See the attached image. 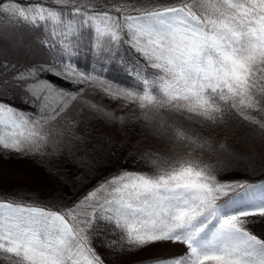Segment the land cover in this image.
Wrapping results in <instances>:
<instances>
[{"label":"snow or ice","instance_id":"6c2138e0","mask_svg":"<svg viewBox=\"0 0 264 264\" xmlns=\"http://www.w3.org/2000/svg\"><path fill=\"white\" fill-rule=\"evenodd\" d=\"M90 115L141 122L145 135L119 149L141 164L73 200L0 186V264H264V233L250 230L264 179L225 175L237 154L198 134L250 122L264 143V0H0V156L51 164L60 183L55 165L75 166ZM236 201L256 203L225 212Z\"/></svg>","mask_w":264,"mask_h":264},{"label":"trees","instance_id":"16d2710c","mask_svg":"<svg viewBox=\"0 0 264 264\" xmlns=\"http://www.w3.org/2000/svg\"><path fill=\"white\" fill-rule=\"evenodd\" d=\"M120 54L124 55L129 60H131L132 57L135 58V54H130L123 48L120 49ZM77 62L79 66L85 68H87L90 63L87 57H79ZM109 76L123 83L131 84L130 78L122 71H112L109 73ZM99 94L100 93H92L87 99L104 111L115 112L117 102L107 101L101 98ZM117 114L123 115V112ZM254 127L255 126L250 122H245L244 127H241L239 124H232L229 128L216 129L201 126L198 129V134L203 136L210 143L216 140L226 143L230 149L237 154L236 163L228 171H240L245 168V166L250 165L249 168H252L254 172L257 173L255 178L250 180L256 182L258 179H264V156L262 154H252L249 152L248 147L244 144V141H242L246 136L251 137V139L252 137H258L254 139L257 141L260 140L259 136L252 131ZM76 135L86 138L85 142L79 146L80 155L77 158L79 162L96 164L98 162L97 159L110 156L114 147L118 149L141 139L145 135V130L141 122L135 120H131L125 125H120L109 123L101 116L90 115L80 127L79 131L76 132ZM156 143L160 148L158 154L165 155L170 146L163 144L159 138H157ZM128 152L133 154V149L129 148ZM45 182H47L48 185H55L52 177L46 179ZM7 189L10 192H17L21 195L37 197V195L32 194L29 185L23 182L14 181ZM254 203H256V201H242L233 208L235 209L240 206L243 207ZM228 209H232V207L224 210L226 211ZM250 230L256 234L264 233V226L257 227L256 225H252Z\"/></svg>","mask_w":264,"mask_h":264},{"label":"rangeland","instance_id":"374dc122","mask_svg":"<svg viewBox=\"0 0 264 264\" xmlns=\"http://www.w3.org/2000/svg\"><path fill=\"white\" fill-rule=\"evenodd\" d=\"M99 95L101 98L110 101L103 93ZM4 98L19 106H24L19 92L15 94L10 92ZM119 149L120 148L117 149L118 151L116 153L112 152L108 157L97 159L98 162L96 164L81 163L78 159L75 166L69 165L66 160L57 163L54 171L59 172L60 183L55 182V185H48L47 182H45L46 179L52 177L48 174L49 169L53 167L51 164L42 163L39 159L19 158L15 155H9L7 157L0 156V186L7 189L12 182L19 181L28 184L29 189L32 190V194L37 195V197L48 198L49 200L63 197L65 200H73L86 186H90L95 178L100 177L104 171L110 169L115 170L121 166L135 169L141 164V162L137 161L132 154L127 151L121 155ZM249 166L250 165L245 166V168L240 171H227L225 175L233 176L237 179L250 180L255 178L257 173H255L252 168H249ZM239 202L242 201H236L225 205V209L232 207V209H228L225 212H231L242 208V206L235 209L233 208ZM247 206L250 205L243 207ZM252 225L263 227L264 221L256 220L250 222V227ZM108 259L110 260V264H127L126 259L123 257L109 255Z\"/></svg>","mask_w":264,"mask_h":264},{"label":"bare ground","instance_id":"6f19581e","mask_svg":"<svg viewBox=\"0 0 264 264\" xmlns=\"http://www.w3.org/2000/svg\"><path fill=\"white\" fill-rule=\"evenodd\" d=\"M254 138L252 137L251 139V137L246 136L242 141H244V144L248 147L249 152L252 154H262L264 156V143H262L261 140L257 141Z\"/></svg>","mask_w":264,"mask_h":264}]
</instances>
